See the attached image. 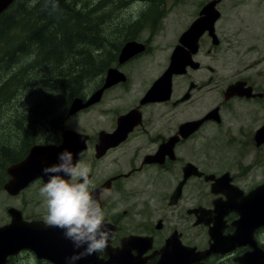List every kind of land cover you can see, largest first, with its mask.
Returning <instances> with one entry per match:
<instances>
[{"label": "flooded vegetation", "instance_id": "flooded-vegetation-1", "mask_svg": "<svg viewBox=\"0 0 264 264\" xmlns=\"http://www.w3.org/2000/svg\"><path fill=\"white\" fill-rule=\"evenodd\" d=\"M15 1L18 0L12 3ZM208 1L200 3L197 15L191 22L199 16V11ZM219 12L214 22L217 44L212 42L211 36L205 31L198 38L196 52L191 54L197 66L188 64L180 73H173L168 93L165 89L164 92L157 90L158 93L154 94L149 91L160 87V79L168 68L170 55L179 44L180 36L172 44L167 61L161 63L151 77H143V86L138 90L128 87V84L133 85L132 80L122 70L127 62L150 50V36L155 31L149 29L150 36L145 40H136L143 45L140 53L119 63L118 53L126 40L113 58L111 66L124 74L123 80L104 89L97 102L68 115L72 98L81 97L86 100L90 97L104 83L107 69L82 73V76L89 74V77H85L78 95L71 91L73 81L64 88L66 95L61 102L63 115L54 120L51 126L53 137L49 140H36L16 160L9 161L8 155L1 156L0 184L3 188L9 179L7 167L23 159L31 145H57L61 142L64 129H71L79 133V138H84L85 147L77 153L76 159L92 169L90 179L96 186L93 194L99 199L106 219L110 222L108 227L112 229L113 238L106 251L81 258L75 264H236L235 257L249 250L248 245H240L225 253H210L204 259L196 260L198 253L207 249L210 242L208 226L202 222L196 223L197 217L204 215L211 218V224H217L223 235L232 234L235 231L233 222L239 216V203L253 188L264 184V179L257 183L248 182L250 177L263 170H249V164L238 167V160L247 155L259 158L262 154L264 158V150L260 149L264 142L258 143L255 137L256 132L264 126V38L261 36L262 30L264 34V24L259 23L262 16L257 18L256 23L251 17H238L241 22L246 20L244 28L248 31L247 38L242 41L260 42L249 47L255 53H262L260 58L245 61V49H235L229 75L225 73L226 80L218 86V70L214 67L210 53L218 48L220 42L216 31L217 22L222 17ZM238 31H231V38L228 39L227 34V39L232 42V39L238 38L242 29ZM204 38H208L211 45L206 52L201 53L200 43ZM203 55L209 57L208 61L203 59ZM240 64L245 74L239 73ZM250 68L252 72L247 71ZM90 78L94 79L92 85L86 83ZM237 82L240 83L239 88L245 93L250 92V95L234 94L225 98L226 88ZM213 109H216V118L206 117ZM240 112L244 117L252 112L260 122L254 128H250L246 122L239 124L236 116ZM80 113L83 114L80 122L73 127L66 125V121ZM226 114L234 118L228 125L223 124ZM202 118L204 120L197 128L189 131L187 123ZM16 127L22 130L21 123L12 125V129ZM206 128H209V136L207 133L203 135ZM202 140L203 143L213 142L210 151H216L217 158L219 149L225 145L233 146L230 159L240 157L235 161L237 170H203L199 164ZM186 163L193 164L198 170H183ZM35 183L42 187L45 182L37 178L16 195L3 190L6 200L11 197L21 202L20 206L14 207L20 210L24 220L44 221L46 208L42 200L35 199V206L43 207L44 211L34 214L25 211L29 201L24 198L23 192ZM179 185L180 189L177 190ZM104 191L110 195L105 196ZM11 206L9 203L4 206L5 218L0 226L10 222L8 208ZM263 229L259 227L254 230V238L262 248L264 243L259 234ZM202 235L206 238L201 244ZM81 250H76L70 240L68 251H60L59 254L55 251L54 259L50 260L38 257L29 248H23L16 254L8 255L4 264H62L64 261L68 264L66 258Z\"/></svg>", "mask_w": 264, "mask_h": 264}, {"label": "rangeland", "instance_id": "rangeland-1", "mask_svg": "<svg viewBox=\"0 0 264 264\" xmlns=\"http://www.w3.org/2000/svg\"><path fill=\"white\" fill-rule=\"evenodd\" d=\"M45 1L46 0H26L28 5L27 13L29 10H34L39 2L41 4ZM205 1L206 0H156L155 4H149V0H119L118 6H111L108 10L105 9L103 3L101 5V11L98 12L99 15H101L102 20L101 23L98 24V27L103 29L104 36L109 34V38L107 39L109 46L111 43L113 44V47H109L107 53H105L109 62L105 70L108 69L107 67L109 66L114 67L111 66L112 60L116 57L120 46L126 41L125 38H128V41H132L129 39H135L134 41L145 40L144 38L150 36L149 29L154 30L155 33L150 36V50L144 53L142 52L139 56H136L127 62L122 69L132 80L133 85L131 86L128 84V87L138 90L143 86V77H151V75L159 69L161 63L167 61L168 54L171 53L172 44L176 43L178 37L187 30L189 23L197 15L200 3ZM218 3L216 4V7L222 14L221 19L217 22L216 29L220 37V42L218 48L210 54H212V62L215 63L214 67L218 70L217 85L221 86L220 82L226 80V77L224 76L225 73L229 75L230 61L234 55L233 51L235 49H238L239 51L245 49V56L243 57V60L245 61L254 57L260 58L262 53H255V51L250 50L249 48L252 47L253 44H259L260 42L254 43L242 41V39L247 38L248 31L244 28L246 20L241 22L238 17H251L252 21L256 23L257 18L262 16L259 23L264 24V0H223ZM149 10H155L159 14L155 17L153 22L146 19V14ZM24 15L25 14H22V16ZM139 18L143 19V22L136 21ZM239 28L242 29L239 37L232 39V42H230V40H228L231 38L229 33L231 31L239 32ZM227 34L229 35L228 39ZM261 36L264 38L263 30ZM255 39L252 40L257 42ZM117 44L119 45V48L117 50L112 49ZM2 45L4 44L2 43ZM200 45V52L202 53L210 47L211 43L208 38H204L201 40ZM101 52L103 53L104 50H99V53ZM206 55H203V59L208 61L209 57H206ZM242 64H240L239 73L245 74L246 72L242 71ZM247 71L252 72V69L250 68ZM5 74L6 73H1L0 77H4ZM84 80L85 79L81 80L80 85L78 84L75 89H80ZM93 80V78H90L86 83L92 85L94 83ZM29 81H31L30 84L24 83L21 87L11 89L13 95L6 98L2 106H0V139H3L4 142H7L11 135L16 136L18 141H22L20 140L21 137H18L12 129V125L18 119L16 116L21 114V116L24 117L25 115L23 113L26 111V106H40L37 99L45 100L46 96L47 99L50 100L49 108H51V110L46 114H43V118L34 120L30 127L33 133H41L44 140H49L53 137L51 126L54 124V120H56V117L53 116L60 113L63 109L61 104L62 99L59 98L63 94H61V92L58 94V90L53 86L55 82L50 79V73L48 75L47 71H38L36 76ZM45 103L46 101L44 104ZM62 115L63 114L60 113L59 117L61 116L62 118ZM82 117L83 114L80 113L66 121V125H72L73 127L76 123L82 120ZM233 120V116L226 114L223 124L228 125V123ZM236 120L239 124L241 122H246L250 128H254L260 122V120L257 119V116L252 112H250L248 117H244L242 112H240V115L236 116ZM23 122L25 123L24 119ZM206 133L209 136V128H206L205 131H203V135ZM221 137L224 138L223 135ZM203 142L204 141L202 140V153L199 154V164L203 170H237L235 161L240 157L238 159L237 157L235 159H230L231 152L234 151L233 146L225 145L219 149L220 151L217 158L216 151H210V148L213 147V142ZM260 149L261 151L264 150V146ZM3 155H7L6 152H0V163L2 161L1 156ZM243 165H248L249 170H263L260 174L256 173L254 174L255 176L250 177L248 182L253 181V183H257L264 179L262 178L264 176V158L262 157V154L259 158L257 156L247 155L244 159H239L238 167L242 168ZM1 171L0 166V177ZM39 189L40 186H37L35 183L26 188L23 192L24 198L29 201L27 209L25 210L27 214L44 211L43 207L37 208L35 206V199L43 201V198L39 195ZM8 203L15 207L20 206L21 204V202H18L15 198L13 199L10 197L6 200V194L0 184V224H2L5 218L3 208ZM259 237L261 242L264 243V229L259 234ZM205 238L206 237L202 235L201 244L204 243Z\"/></svg>", "mask_w": 264, "mask_h": 264}, {"label": "water", "instance_id": "water-1", "mask_svg": "<svg viewBox=\"0 0 264 264\" xmlns=\"http://www.w3.org/2000/svg\"><path fill=\"white\" fill-rule=\"evenodd\" d=\"M13 1L0 0V13ZM220 1L209 0L202 6L199 16L180 35L179 44L172 51L168 68L160 79L162 83L161 85L158 84L160 87L149 92L154 94L157 90H159L158 92H164L165 89L168 93L171 88L170 79L173 73H180L188 64L192 67L197 66V63L192 61L191 54L196 52L198 38L205 31L211 36L212 42L217 44L218 40L214 33V22L220 15L216 7V4ZM142 46L141 43L134 40L125 42L118 54L119 63L142 51ZM123 79L124 75L117 68L109 67L102 86L95 90L86 100H83L81 97L72 98L67 114L71 115L97 102L104 89ZM239 87V82L229 85L224 92L225 98L234 94L250 95V92L245 93ZM160 89L163 90L161 91ZM216 116V109H213L206 117L216 118ZM126 117L127 115L123 118ZM203 120L204 118L187 123L186 127L189 131H193ZM255 137L258 143L264 142V126L256 132ZM83 141L84 138L82 136L79 138V133L71 129H64L61 132V142L57 145L51 143L31 145L23 159L7 167L9 179L3 184L4 190L10 195H16L37 178H41L46 183L49 177L43 173L42 169L47 165L56 163L58 154L65 149L71 151L74 159H76L77 153L85 147ZM183 170L198 169L193 164L186 163ZM180 185L177 187V190L180 189ZM237 212L239 216L233 222L235 231L228 235H223L217 224H211V218L204 215L197 217L196 223L202 222L208 226L210 242L207 249L198 253L196 260L204 259L210 253H225L236 246L248 245L249 250L235 257L236 264H264V248L254 238V230L264 226V184L256 186L243 197L237 207ZM8 213L11 217L10 222L7 225L0 226V264L5 263L8 255L16 254L23 248H29L38 257H45L50 260L54 259L53 253L55 251L57 254L60 251H68L70 240L65 238L62 229L46 226L45 222L41 220H24L20 210L13 206L8 208ZM62 264L67 263L64 261Z\"/></svg>", "mask_w": 264, "mask_h": 264}, {"label": "trees", "instance_id": "trees-1", "mask_svg": "<svg viewBox=\"0 0 264 264\" xmlns=\"http://www.w3.org/2000/svg\"><path fill=\"white\" fill-rule=\"evenodd\" d=\"M103 3L108 10L118 6L119 0H46L28 13L26 0H18L4 10L0 14V74H6L0 77V106L13 95L11 89L30 84L29 80L38 71L50 73L54 88L63 94L59 97L62 99L70 81L74 82L71 91L78 95L79 89L75 87L89 77L82 73L105 70L109 63L105 53L112 45L107 41L109 34L104 36L103 29L98 27L102 21L98 12ZM150 3L155 4L156 0H149ZM158 15L157 11L149 10L146 19L153 22ZM118 48L117 44L112 49ZM101 49L103 53H99ZM37 101L40 106H26L25 116H16L14 124L21 123L22 130L16 127L13 131L22 136V141L18 142L14 135L7 142L0 139V152H6L9 161L16 160L30 144L43 139L41 133L31 131L30 125L51 110L50 100L46 96L45 100ZM60 113L53 117L61 118Z\"/></svg>", "mask_w": 264, "mask_h": 264}, {"label": "clouds", "instance_id": "clouds-1", "mask_svg": "<svg viewBox=\"0 0 264 264\" xmlns=\"http://www.w3.org/2000/svg\"><path fill=\"white\" fill-rule=\"evenodd\" d=\"M42 171L49 177L39 189L46 208L45 225L62 229L73 247L82 249L66 258L68 264L106 251L113 232L93 194L96 186L90 179L91 167L74 159L73 153L65 149L58 154L56 163ZM103 194L110 195L107 191Z\"/></svg>", "mask_w": 264, "mask_h": 264}]
</instances>
